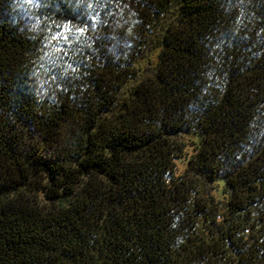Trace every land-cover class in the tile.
I'll list each match as a JSON object with an SVG mask.
<instances>
[{
    "label": "trees",
    "instance_id": "trees-1",
    "mask_svg": "<svg viewBox=\"0 0 264 264\" xmlns=\"http://www.w3.org/2000/svg\"><path fill=\"white\" fill-rule=\"evenodd\" d=\"M0 264H264V0H0Z\"/></svg>",
    "mask_w": 264,
    "mask_h": 264
},
{
    "label": "rangeland",
    "instance_id": "rangeland-1",
    "mask_svg": "<svg viewBox=\"0 0 264 264\" xmlns=\"http://www.w3.org/2000/svg\"><path fill=\"white\" fill-rule=\"evenodd\" d=\"M185 165H186V159L185 160H183V159L178 160L177 161V172H179V173L182 172L185 168Z\"/></svg>",
    "mask_w": 264,
    "mask_h": 264
}]
</instances>
